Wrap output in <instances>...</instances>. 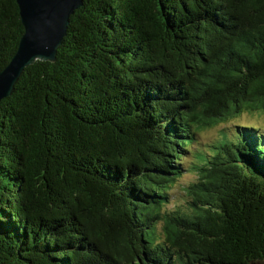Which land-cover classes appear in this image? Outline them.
I'll return each instance as SVG.
<instances>
[{
    "label": "trees",
    "instance_id": "1",
    "mask_svg": "<svg viewBox=\"0 0 264 264\" xmlns=\"http://www.w3.org/2000/svg\"><path fill=\"white\" fill-rule=\"evenodd\" d=\"M23 34L0 0V72ZM245 112L264 0H84L0 104V264H264V127L203 143Z\"/></svg>",
    "mask_w": 264,
    "mask_h": 264
},
{
    "label": "water",
    "instance_id": "2",
    "mask_svg": "<svg viewBox=\"0 0 264 264\" xmlns=\"http://www.w3.org/2000/svg\"><path fill=\"white\" fill-rule=\"evenodd\" d=\"M24 34L8 66L0 72V104L12 96L26 68L55 62L70 24L84 0H16Z\"/></svg>",
    "mask_w": 264,
    "mask_h": 264
},
{
    "label": "rangeland",
    "instance_id": "3",
    "mask_svg": "<svg viewBox=\"0 0 264 264\" xmlns=\"http://www.w3.org/2000/svg\"><path fill=\"white\" fill-rule=\"evenodd\" d=\"M239 124V125H248V126H255V127H264V113H243L239 118H234L230 120L228 123H224L210 131L203 133V143L205 144L204 147L208 144H212V142L218 140L221 136V131L226 127H232V124ZM195 175H192L191 172H186L178 182L176 188L173 189L174 198L171 199L173 202L171 204H184V194L182 193L183 187L190 184L192 181H195Z\"/></svg>",
    "mask_w": 264,
    "mask_h": 264
}]
</instances>
